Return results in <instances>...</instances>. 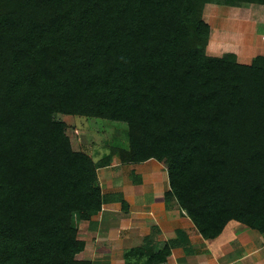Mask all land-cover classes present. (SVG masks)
Listing matches in <instances>:
<instances>
[{
    "label": "trees",
    "instance_id": "obj_1",
    "mask_svg": "<svg viewBox=\"0 0 264 264\" xmlns=\"http://www.w3.org/2000/svg\"><path fill=\"white\" fill-rule=\"evenodd\" d=\"M209 3L264 0H0V264H91L74 218L102 210L116 154L164 165L205 239L264 234V55L207 53ZM58 114L124 122L128 147L96 162Z\"/></svg>",
    "mask_w": 264,
    "mask_h": 264
},
{
    "label": "crops",
    "instance_id": "obj_2",
    "mask_svg": "<svg viewBox=\"0 0 264 264\" xmlns=\"http://www.w3.org/2000/svg\"><path fill=\"white\" fill-rule=\"evenodd\" d=\"M246 5L253 7L249 18H253L255 10L259 12L255 17L262 14L264 19L260 4ZM258 19L251 27L246 26L244 34H239L246 39L242 46L249 50L250 62L244 61L249 59L247 54L241 57L237 51H229L236 53L242 63L264 55V34H259ZM211 20L214 22L215 18ZM209 24L211 37L216 36L212 23ZM230 24L234 23L226 22L222 27ZM222 27L221 35H229ZM112 164L98 169V183L108 200L99 213L78 226V238L85 244L79 259L91 264H155L149 259V251L159 250L168 242L171 254L166 264H264V236L260 232L251 234V228L235 220L219 237L205 239L176 197L169 194L168 171L157 160L150 159L145 166L120 161L118 165L122 167L115 169Z\"/></svg>",
    "mask_w": 264,
    "mask_h": 264
},
{
    "label": "rangeland",
    "instance_id": "obj_3",
    "mask_svg": "<svg viewBox=\"0 0 264 264\" xmlns=\"http://www.w3.org/2000/svg\"><path fill=\"white\" fill-rule=\"evenodd\" d=\"M260 7L264 8L263 5H261ZM252 8L253 7H248L246 4L240 7H234L231 5L229 6L219 3H209L205 5L204 18L207 22L212 23L214 31L217 34L216 36H210V41L207 46V53L213 56H222L223 54L229 53V51L233 50L237 51L241 57L244 56V53L247 54L249 59H245L244 61L250 62L251 54L248 52L249 50L243 49L246 39L244 38V36L240 37L239 34H244L243 32L248 30L246 26L248 25L251 27L253 23L256 22L255 20L259 18L256 16L257 19H255V15L259 13L255 10H252V13L254 14L253 18L248 17V15L250 14L249 11H251ZM224 13L226 14V16L224 15ZM262 17L263 16L261 14L260 18L258 19L259 21H261L259 22L260 24L258 27L260 35L264 34V19ZM211 18H215L216 24L215 21L213 22L211 20ZM226 22H232L235 25L230 24L229 26L226 25L225 27H222V25H224ZM220 27H222L223 30L226 29L229 35H221ZM218 29L220 30L218 31ZM239 42L241 43V45ZM243 43L244 45L242 46ZM57 118L63 120L66 124L67 133L71 138L74 149L87 152L93 157L96 162H100V160L106 154H109L113 148L128 147V126L124 122H116L110 119L95 116L74 114H58ZM111 163H114L112 165H116L113 166V169L122 167L121 165H118L120 163V157L118 154L113 155ZM143 164L146 165V162L134 163V166H145ZM102 177L104 176L102 175ZM104 184V186H106V183ZM74 220L75 224L78 227L82 220H79V217L77 215H75ZM248 230L249 232H251V234H260L257 230L254 229ZM260 235L264 236V234L262 235V233ZM80 256L81 255H77V258H80Z\"/></svg>",
    "mask_w": 264,
    "mask_h": 264
}]
</instances>
